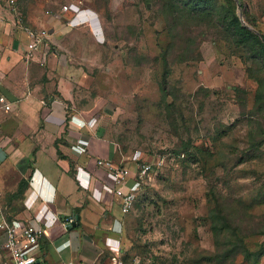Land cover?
<instances>
[{
  "label": "rangeland",
  "instance_id": "obj_1",
  "mask_svg": "<svg viewBox=\"0 0 264 264\" xmlns=\"http://www.w3.org/2000/svg\"><path fill=\"white\" fill-rule=\"evenodd\" d=\"M11 1L5 5L17 10L19 26L58 31L54 62L72 77L77 107L98 111L94 131L117 150L114 164L162 158L133 209L118 213L110 259L264 264V73L247 72L240 48L217 28L184 22L201 44L185 60L182 48L173 53L168 98L158 58L173 37L162 0H14L23 20ZM243 2L264 32V0ZM64 6L82 9L74 25L59 14ZM240 19L246 22L244 10Z\"/></svg>",
  "mask_w": 264,
  "mask_h": 264
},
{
  "label": "crops",
  "instance_id": "obj_2",
  "mask_svg": "<svg viewBox=\"0 0 264 264\" xmlns=\"http://www.w3.org/2000/svg\"><path fill=\"white\" fill-rule=\"evenodd\" d=\"M5 4L0 0V95L12 109L0 105V219L43 227L38 256L44 264H110L112 232L123 213L105 165L116 161L117 150L84 126L98 111L77 107L72 77L59 73L55 54L25 60L29 40L14 22L17 10ZM59 14L74 25L83 11ZM51 31L50 43L58 33ZM70 215L77 223L66 229L61 219Z\"/></svg>",
  "mask_w": 264,
  "mask_h": 264
},
{
  "label": "trees",
  "instance_id": "obj_3",
  "mask_svg": "<svg viewBox=\"0 0 264 264\" xmlns=\"http://www.w3.org/2000/svg\"><path fill=\"white\" fill-rule=\"evenodd\" d=\"M162 1V15L168 25L170 35L173 37L166 50L158 58L165 65L162 90L166 92L165 95L168 98L172 95V92H167V87L170 82L169 76H171L170 68L173 53L177 48L180 50L182 48L178 58L185 60L188 57L187 52H197L198 46L201 44V40L197 39L196 32L192 31L184 22L195 21L204 26L219 29L228 42H232L237 48H240L244 60L246 59L251 63L250 69H247L248 73L252 74L253 69L264 73V32L259 28L256 19L248 8H245L243 0H240V5L244 8L245 21L248 27L250 26L258 31L259 35L243 24L237 14V3L235 0ZM177 39L180 41L179 45L176 42ZM170 106H174V103ZM11 220L13 219L11 218Z\"/></svg>",
  "mask_w": 264,
  "mask_h": 264
},
{
  "label": "built area",
  "instance_id": "obj_4",
  "mask_svg": "<svg viewBox=\"0 0 264 264\" xmlns=\"http://www.w3.org/2000/svg\"><path fill=\"white\" fill-rule=\"evenodd\" d=\"M15 1L12 0V4ZM62 12L68 13L70 9L64 6ZM22 19V18H21ZM21 22H23L21 20ZM21 27V26H20ZM20 31L28 38L26 47V56L28 59L39 52L45 55L50 53L52 47L49 40L51 34L29 27H21ZM44 64V62H42ZM0 105L6 110L12 109L11 103L4 95H0ZM98 116L90 118L84 126L94 130ZM162 158H158L156 164L143 163L129 167L121 164H114L112 161L106 163V169L112 180V191L116 198L119 199V205L122 213H128L133 209L137 200L140 186L148 179L152 178L155 168L158 170L162 166ZM1 196V191H0ZM59 217V214H57ZM62 226L69 229L77 223V218L73 215L61 219ZM0 236L2 246L8 253L9 259L5 264H44L38 256L39 241L44 235V229L38 224L27 222L21 219L8 220L4 217L0 219ZM138 260L134 264H139ZM110 264H127L121 257L114 256L110 259Z\"/></svg>",
  "mask_w": 264,
  "mask_h": 264
},
{
  "label": "water",
  "instance_id": "obj_5",
  "mask_svg": "<svg viewBox=\"0 0 264 264\" xmlns=\"http://www.w3.org/2000/svg\"><path fill=\"white\" fill-rule=\"evenodd\" d=\"M236 2L238 3V8L240 9V16H241V15H242V10H243V8H242V6L240 5V0H236ZM243 24H244L245 26L248 27V24H247L246 22H243ZM248 29L253 30L255 33H257V35H259V32L256 31L255 29H253L252 27L249 26Z\"/></svg>",
  "mask_w": 264,
  "mask_h": 264
},
{
  "label": "flooded vegetation",
  "instance_id": "obj_6",
  "mask_svg": "<svg viewBox=\"0 0 264 264\" xmlns=\"http://www.w3.org/2000/svg\"><path fill=\"white\" fill-rule=\"evenodd\" d=\"M76 225V224H75ZM74 226V225H73Z\"/></svg>",
  "mask_w": 264,
  "mask_h": 264
}]
</instances>
